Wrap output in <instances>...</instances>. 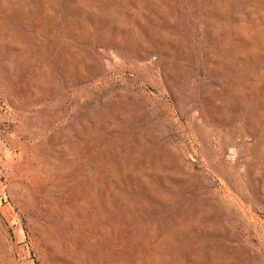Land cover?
I'll list each match as a JSON object with an SVG mask.
<instances>
[{
    "label": "rangeland",
    "instance_id": "374dc122",
    "mask_svg": "<svg viewBox=\"0 0 264 264\" xmlns=\"http://www.w3.org/2000/svg\"><path fill=\"white\" fill-rule=\"evenodd\" d=\"M0 264H264V0H0Z\"/></svg>",
    "mask_w": 264,
    "mask_h": 264
}]
</instances>
